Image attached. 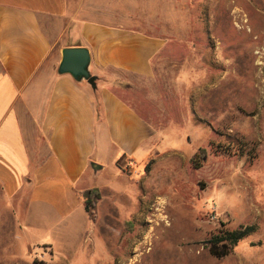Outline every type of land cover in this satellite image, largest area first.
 Returning a JSON list of instances; mask_svg holds the SVG:
<instances>
[{
  "label": "rangeland",
  "instance_id": "rangeland-1",
  "mask_svg": "<svg viewBox=\"0 0 264 264\" xmlns=\"http://www.w3.org/2000/svg\"><path fill=\"white\" fill-rule=\"evenodd\" d=\"M127 3L136 28L167 41L152 79L113 80L156 130L152 155L101 159L96 217L13 226L4 214L0 264H264V222L224 258L208 244L262 222L246 175L264 191V0Z\"/></svg>",
  "mask_w": 264,
  "mask_h": 264
},
{
  "label": "crops",
  "instance_id": "crops-1",
  "mask_svg": "<svg viewBox=\"0 0 264 264\" xmlns=\"http://www.w3.org/2000/svg\"><path fill=\"white\" fill-rule=\"evenodd\" d=\"M127 5L0 0L1 223L8 214L13 226L61 225L85 208L81 193L105 168L103 157L150 159L157 132L113 80L120 73L152 79L167 41L136 28ZM65 48L89 50L96 90L58 73L53 54ZM246 179L257 189L251 205L262 222L253 224L256 234L264 222L263 182L255 175Z\"/></svg>",
  "mask_w": 264,
  "mask_h": 264
},
{
  "label": "trees",
  "instance_id": "trees-1",
  "mask_svg": "<svg viewBox=\"0 0 264 264\" xmlns=\"http://www.w3.org/2000/svg\"><path fill=\"white\" fill-rule=\"evenodd\" d=\"M202 153L203 155H201L200 158L201 161L204 162L206 160V152L203 150ZM149 166L150 164H148L147 170L150 168ZM195 167L199 168L200 166L195 164ZM81 197L84 200L87 213L90 217H96L97 204L101 199L99 189L96 188L86 190L81 194ZM257 229L256 225L242 226L237 230H227L212 236V238L208 241V244L210 245V253L217 258H224L228 256L242 240L253 235Z\"/></svg>",
  "mask_w": 264,
  "mask_h": 264
},
{
  "label": "water",
  "instance_id": "water-1",
  "mask_svg": "<svg viewBox=\"0 0 264 264\" xmlns=\"http://www.w3.org/2000/svg\"><path fill=\"white\" fill-rule=\"evenodd\" d=\"M91 55L87 48H65L62 50V59L58 68L61 75L69 74L76 81H87L96 90L97 78L89 70ZM95 169L97 166L94 167Z\"/></svg>",
  "mask_w": 264,
  "mask_h": 264
}]
</instances>
